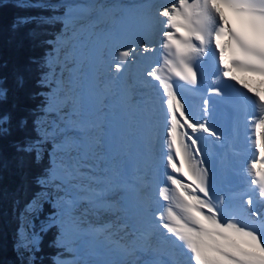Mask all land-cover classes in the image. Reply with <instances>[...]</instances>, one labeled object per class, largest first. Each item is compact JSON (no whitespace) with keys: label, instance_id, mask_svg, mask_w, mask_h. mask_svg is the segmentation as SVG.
Segmentation results:
<instances>
[{"label":"snow or ice","instance_id":"1","mask_svg":"<svg viewBox=\"0 0 264 264\" xmlns=\"http://www.w3.org/2000/svg\"><path fill=\"white\" fill-rule=\"evenodd\" d=\"M221 6L238 16L241 31L226 26ZM65 7L63 16L54 18L64 24V30L56 38L57 48H67L85 27L81 25L77 28L85 19L77 13L85 12L86 8L74 4ZM150 20L158 47L148 44L142 48L131 44L115 46L103 54L102 62L106 64L112 82L122 79L120 74L128 71L139 52L158 54L156 66L147 71V76L158 82L165 97L164 155L165 167L171 170L166 172V186L158 191L163 201L159 215L155 217L158 227L190 253L188 264H264V215L254 210V202L249 198L245 203L251 220L246 221L231 202L210 184L209 169L202 159L203 153L195 134L206 133L215 140H221V136L206 121L201 123L188 115L174 84V80L197 83L193 62L205 57L217 67L222 78L236 81L233 72L237 70L264 77V0H158L150 5ZM224 37L233 53L228 60L224 56L225 46L221 44ZM41 82L48 83L47 73ZM244 87L251 93L246 99L259 110V116L253 120L255 128H264V99H260L259 93L247 85ZM212 92L218 96L223 94L220 88H213ZM57 107L53 98L46 104V111H56ZM204 111H208L207 100L204 101ZM8 119L0 117V124ZM34 124L37 139L25 136L19 151L31 154L39 163L43 158L41 146L50 139L62 137L53 153L57 159L51 161L40 182L67 193L62 202V213L69 224L76 225L75 211L81 198L73 193L87 190L90 184L86 181L98 183L101 180L96 175L98 165L89 163L90 156L100 143L98 139L89 137V130L98 125L87 122L52 127ZM18 126L24 131L27 119L21 118ZM73 130L83 135H73ZM259 156L258 161L253 159L248 166V175L259 197L264 198V143H259ZM257 163L261 165L260 169ZM185 167L187 171L183 170ZM181 176L186 180H182ZM144 182V177L137 174L125 183L128 188L139 192ZM95 206L103 207L104 203L98 200ZM58 240L62 246L70 248L76 237H68L62 232ZM21 246L26 244L22 242ZM145 264L164 262L153 260Z\"/></svg>","mask_w":264,"mask_h":264},{"label":"bare ground","instance_id":"2","mask_svg":"<svg viewBox=\"0 0 264 264\" xmlns=\"http://www.w3.org/2000/svg\"><path fill=\"white\" fill-rule=\"evenodd\" d=\"M142 1H147V2L145 4H142L143 3ZM67 2L69 4L79 5L81 7L86 8L85 12L77 13L78 15H83L85 17V19L81 20L80 23L77 25V28H80L81 25H84L85 27L83 28V30H81L78 33L77 37L72 42L74 44L73 50H72L73 53H68L66 50L64 53L65 55L69 57V60L72 59L73 75L71 77H73V80H72L73 96L76 92V89L81 90L85 82H86V85L84 86L87 87V85H89L90 80H92L91 82L92 86H88V88L89 90L90 89L93 90L96 85L94 82L95 79H96V83H98V85H96L98 89V93H99L98 95H100L98 96V98H96L92 102L94 106V108L92 107V117L93 118L91 119L88 118L89 120L85 119L86 121H80V122H87L88 124L94 123L98 125L101 121L103 123V120L106 116L113 114V113H117L116 111L119 110L120 112L123 113L121 114L122 118H121L120 123L128 124V121L132 123V116L134 114L129 113L130 108L133 105L132 97L136 99H141L142 103H144L147 100V99H144L146 97L145 95H141V92L143 91L146 92L148 89V85H146V83L144 84V81L142 78V75H143L142 67L140 66V64L142 63L141 59H143V57H141L140 62L139 61L137 62V65L132 64L133 66L131 68V71L133 72L132 74L133 83L129 88L128 83H126V81L128 82L127 80L128 71L120 74L122 76V79L119 80L121 81L120 84H118V81L110 82L108 80L110 77V73L107 72L106 64L102 62V56L109 49L115 46L131 44L134 47L139 45L142 48L145 44H148L149 46L156 44L157 37L155 34V29L153 28L151 24V20H150V5L158 2V0H67ZM114 6L116 7L118 6L119 9L114 8ZM105 9H107V11L103 12ZM114 13L116 16L122 17V24L120 26H117L118 25L117 23H115L114 21H111V18H115ZM91 15H93V18L90 20H87ZM109 23H113V24H109ZM152 37H154L153 41H152ZM56 49L61 50V48H56ZM140 54L142 55V51L140 52ZM64 66L61 65L60 68L68 67L66 65ZM82 67H84L83 71L86 74V76L83 75V81H82V75L80 78H77V75L81 73L79 69H81ZM61 70L63 71L62 68ZM99 76L105 77V82H104L105 84H102V81H100ZM60 79L61 80H58L57 83H60V81H62L61 77ZM77 82H79L81 86L74 89V86ZM59 92H60L59 94H61L62 97L59 98L58 95L56 96V94L54 93L51 96V102L53 98L55 99L56 104H62L63 101L65 102L67 101L69 105L72 106L70 110L71 114L74 117H77L78 110L76 109V106L73 103H71L73 99H71L70 101L69 97L67 96V93L65 94V91L62 89V87H61V90H59ZM102 96H105V98L101 99ZM124 97L126 100L124 99ZM108 99H109V102H108ZM181 102L183 103L184 108L187 110L188 115L191 116L193 119L201 123L206 121L208 126L212 128L213 130L216 128L213 122L211 121V119L207 115L201 113L198 106L195 103L185 102L183 100H181ZM253 106L256 108L254 104ZM79 109H80L79 113H82L81 112L82 109L81 108ZM89 112L91 111L89 110ZM59 113L60 112L57 107V110L53 111V114L59 115ZM151 115H154V114H151ZM155 119H156L155 117L150 118L148 120L150 121V123L149 124L145 123L146 130L148 131L147 133H145L146 131L143 130L145 131L144 132L145 136L143 135L145 146H147L150 143L149 140H151V137L154 138V132L152 130L147 129V127L153 124V122H155ZM217 124L220 125L219 120L217 121ZM95 128L97 127L90 128L89 130L90 131L89 137L91 139H96L95 136L91 134L92 133L91 131L94 130ZM129 129L130 127L128 128V130ZM190 131L191 130H189V132ZM246 131H247V128H246ZM247 133H249V131H247ZM79 134L81 136L83 135L82 133H79ZM202 134L206 135V133H199V132L196 133L195 135L198 136ZM118 137H119L120 143H122V146H125V143H123V140H125L124 135L120 134ZM226 141L227 139L223 138L222 136H221V140L219 141L215 140L217 144H222V145H224ZM98 145H99V148H95L94 154L90 156V161L94 164H97L98 165L97 167H100L101 165H103L101 166V169H99L98 172H96V175L101 177L100 182L96 184H98L99 188L103 190V192H101L103 193V195L99 196L98 194L94 192V190H92V187L94 185H90V187L85 191L75 192L73 195H76L81 198L79 205L75 211V217H76L77 222H76V225L67 226V228H69V231H66V236L68 237L75 235L76 237L75 243H82L86 245L85 253L87 256L85 258H77L75 257L73 253L68 252L59 258L58 264H111V262L112 264L113 263L126 264L127 261L125 262L124 259L118 258L119 256L117 257L119 252L125 251L121 254L123 256L125 254L124 257H126L127 256L126 253H130V251H135L138 253V255H141L142 253L143 254L145 253L146 255V251H145L146 247L150 245L149 237L144 238V235H146L147 233H145L144 235H140V231H142V229L138 230L137 227L146 229V232H150L149 231L150 229L155 230L151 223L153 222L152 220H154V218L151 217L152 215L148 217L145 213L136 211L135 208L133 207L129 208L124 205H121L120 206V208L122 209L121 213L123 214V211L125 210H127V213L125 216L123 215L120 220L119 219L117 220V218L115 217L116 212L112 208L113 202H110V199H113V194L116 193L117 195H120V197L122 198L121 200L122 204L132 199L133 201H130L132 204H135L136 207L139 209L143 208L144 207L143 201H139L140 199L139 200L135 199L137 191H134L128 188L125 183L126 180L122 182L121 184L122 186L118 187L116 185L118 180L116 179L119 177L121 179L125 175H128V177H132L134 175L139 174L144 177V181H145L144 184H145L147 182L146 172L148 173L149 172L148 170L151 171V169H156L155 165L156 166L159 165L158 163L159 159L157 158V164L153 165V163H151V160H149V158L143 157V159H140L138 157V159L144 160L145 164L148 165L149 167L146 168L144 166L143 172L135 171V170L132 171L131 169H125V171H123L124 173L121 176L114 179L115 177L111 176V174L115 172L116 170H118L121 166H123V160L122 158H120V155H118V153L114 151L115 147L114 148H112L111 146L109 147L106 143H105V147L100 146V144ZM199 146H200V149L206 153L205 145L200 144ZM240 148L242 150L247 149V146L241 145ZM118 150H123V147H118ZM213 152L217 153L220 151H215L212 148L210 150V153L213 154ZM152 155H153L152 157H154V154ZM156 155H157V150H156ZM237 155H236L237 157L236 165H240L244 157H242L241 153H237ZM212 157L213 159H216L214 158L213 155ZM138 165H139V161H137V163L134 165V168H138ZM211 165H212L211 160H208L206 167L208 166L211 169L213 167ZM239 171H240L241 179L236 180L235 182H240L242 186L240 185L239 187H234L233 185L234 188L232 191H231V188H226L227 190L226 193H229V194L237 193V192L239 193L240 190L244 187L245 176L248 174V171L241 169V168ZM159 172L162 174L161 170ZM149 177H152V175H150ZM232 179L233 177L225 181L230 182L232 181ZM161 183H162V179H161ZM148 185L152 187L154 190H156L158 186L156 183H153L152 181ZM124 187L129 190L128 193H123L122 190ZM157 198L158 196H156V199ZM156 199H154V201H156ZM98 200L103 201L104 203L103 207L95 206ZM230 202L234 209H242V210L245 209V207L244 209L242 207V202L240 200L239 195H237L233 200H230ZM145 203L147 202L145 201ZM151 204L150 206L148 205V207H152V209H154L155 206H153V204L151 206ZM161 205L162 203L158 204L159 210H160ZM261 205L264 206V204L262 203ZM114 206H115V203H114ZM245 212L247 213V211ZM127 224L132 225L133 229L138 230L137 231L139 232L138 238L143 240V245L137 244L135 242H133L132 245H127V243H125L129 241L130 237L132 236L125 229V225ZM161 240H163V238H160L158 240L159 243L161 242ZM102 245L109 250L108 251L101 250L100 246ZM126 251H129V252H126ZM178 253H181V257L178 256ZM172 254H173V257L175 258L174 264H181L182 261L188 264L187 254L190 255V253H187V250L182 249V248L180 250L174 249L172 251ZM184 254H186L187 257L186 256L184 257ZM127 258L128 260L132 261V257L128 256ZM179 258L180 260L182 259L183 260L179 262Z\"/></svg>","mask_w":264,"mask_h":264},{"label":"rangeland","instance_id":"3","mask_svg":"<svg viewBox=\"0 0 264 264\" xmlns=\"http://www.w3.org/2000/svg\"><path fill=\"white\" fill-rule=\"evenodd\" d=\"M68 4L69 3L67 2V0H62L59 3L53 4V9L54 10H55L56 7H62L61 11H59L58 14H57L58 16L56 15L55 17H53V18H51L49 20L40 21V22H43V23L37 22L36 24L33 25V27H31L32 29L30 30V35L32 36V40H36L37 37L40 38V40L36 41L35 43L39 44L41 47H43L44 51L48 50V55L45 54V56H44L45 57V61H46V68H47L45 70V74L46 73L48 74V83L47 84L43 83L44 87H45V90H46L45 91V99H44L45 107H44L42 113L40 112V114L38 113L39 111L37 112L36 108H35V110L31 109L30 111L25 113V118L27 119L26 128L29 130V132L28 133L26 132V134H27L28 137H30L33 140L37 139V132L34 130V127H35L34 122L40 123V124H42L44 126H47V127H52V126H55L57 124L62 126L65 123H70V124L71 123H79L80 121H86L85 119L89 120V119L93 118L92 117V107L94 108V106H93L92 102L96 98H98V96H100V95H98L99 93H98V89H97V86H96V85H98V83H96V79L94 81L96 85H95L93 90L92 89L89 90V88H88V86H92L91 85L92 80L89 79L90 80L89 81V85H87V87L84 86V85H86V82H85V84H83L81 90L80 89L79 90L76 89V92L74 90L75 94L73 96V85H72L73 77H71L73 75V72H72V69H73L72 59L69 60V57L67 55H65L64 53H65V50L68 53H73L72 50H73L74 44L72 43L67 48H63L62 47L61 50H57L56 49L57 48L56 44H55L56 38L64 30V24H63L62 20L54 19V18L62 17L64 12L66 11V7L65 6L68 5ZM114 8L119 9L118 6L117 7L114 6ZM106 11H107V9H105L103 12H106ZM114 17L115 18H111V21H114L115 23L118 24L117 26H120L122 24V17L116 16L115 13H114ZM92 18H93V15H91L87 20H90ZM45 22H48V23H45ZM41 24H44V25L41 26ZM109 24H113V23H109ZM51 31H53V33H51ZM48 33H50V35ZM42 38L45 39L44 43H46V48L41 43V39ZM50 41L52 43H49ZM137 60H138V58H137ZM137 60H135V61H137ZM135 61L132 62L133 65L135 64ZM139 62H140V60H139ZM40 64H41V62H40ZM40 64L37 66L38 68L35 69L34 72H35V78L36 79H40V81H42L44 76H45V74H44V67L42 68V66ZM132 64L129 66V69H128V71L130 70L128 75H127L128 84H129V81L131 79V73L133 74V72L131 71V68L133 66ZM61 65H63V66L66 65L68 67L67 68H64L65 66L61 67L63 69V71H62L61 68H60ZM83 69H84V67L79 69V71H81V73H79L77 75V78H80L81 75H82V81H83V75L86 76V74L84 73ZM61 72H62V74H61ZM60 77L62 78V81H60V83H57L58 80H61ZM99 77H100V81H102V84H105L104 83L105 82V77H103V76L102 77L99 76ZM108 80L110 81V77H109ZM69 81H71V83H69ZM41 84H42V82H41ZM79 86H81V84L79 82H77L75 84V86H74V89L79 87ZM61 87L65 91V94L67 93V96L69 97L70 101H71V99H73L71 101V103H73L76 106V109L78 110L77 111L78 112V116L77 117H74L71 114L70 110H71L72 106L69 105V103L67 101L66 102L63 101L62 104H57L59 112H60L59 115H54L53 111H46V104L51 102V96L54 93L56 94V96L58 95L59 98L62 97V95L59 94L60 93L59 90H61ZM102 98H105V96H102L101 99ZM37 99H38V97H37ZM108 102H109V100H108ZM33 105H37V102L34 103ZM79 108L82 109L81 110L82 113H79L80 112ZM95 108H97V107H95ZM89 110L91 112H89ZM110 115H112V114H110ZM107 119H109V116H106L104 118V120H103V123L101 121L98 124L99 126L91 131L92 132L91 134H93V136H95V138L100 141V143H99L100 146H102V147L104 146L105 147V143H106L109 147L110 146L112 148L115 147L114 151L117 152L118 155H120V158H122V160H123L124 168H123V166H121L118 170L113 172L111 174V176L114 177L119 172H121L123 174L124 173L123 171H125V169H131L132 171L135 170V171H142L143 172V170H144L143 167L144 166L146 168L149 167L148 165L145 164L144 160H140V159H143V157L149 158V160H151V163H153V165L157 164V157L156 156L152 157L153 156L152 153L148 154V149L145 150L147 146L144 145L145 141H144L143 137L145 136V133H147L148 131L145 129V127L142 124L138 123V120L137 121L135 120V126H134L137 129L136 128L135 129L132 128V131H129L130 129L128 130V127H127L126 128L127 132H124L122 130L118 131L116 129V128H118L121 125L120 122L117 123V124L116 123H111V121L109 122L110 119L108 120V122H107ZM108 123H109V125H108ZM106 124H107V126H106ZM118 124H119V126H118ZM153 124H155V122H153ZM153 124H151V125H153ZM123 125H127L128 126V124H123ZM150 126H148L147 129H149V130L156 129V135H158V133L160 131V128H158L157 125H155L154 129L153 128H149ZM144 129H145L146 132L143 131ZM127 133H128V135H126ZM72 134L73 135H80L79 133H76L74 130H73ZM120 134L124 135V137H125V140H123V143H125V146H122V143H120V140H119V137H118ZM202 135H204V134H202ZM202 135H198V136H202ZM61 138H62L61 136H57L56 140H51L50 139V140L46 141L41 146L42 150H43V158L41 160L42 163L40 161L41 165L44 162H46V166L49 168L51 161L57 159V155H54L53 153L56 150L57 141H59ZM117 138H118V141H117ZM118 147H123V150H118ZM96 148H99V145H97ZM205 149H206V146H205ZM151 150H152V148H151ZM150 152H152V151H150ZM155 154H156V150H155ZM215 154L217 155V158L214 159V161L217 163L218 173H221L222 175L216 174V176L214 177V179H215L214 182L218 183L219 186H221V185H223V187L225 186L224 187L225 192H227L226 188H231V191H232L234 187H239L241 184H240V182H235L236 181V179H234L235 178L234 177L235 173H233L234 170H236L235 169L236 167L235 166L232 167V165H231L232 154L231 153L228 154L226 152H223V153L217 152ZM138 157L140 159H138ZM237 157H238V155H237ZM137 161H139L138 168H134V165L137 163ZM89 163H92V162L89 160ZM209 165H210V163H209ZM101 166H103V165H101ZM101 166L97 167L96 172H98V170L101 169ZM158 166L159 165H157V166L155 165L156 169L158 168ZM213 167H215V166H213ZM148 171H149L148 173L146 172V174H147L146 175L147 176L146 177L147 182L141 188L140 192L139 193L137 192L136 197H135V199H137V200L140 199L139 201H143L144 202V204H143L144 207L143 208L139 209V208L136 207L135 204H132L130 202V201H133L132 199H130L126 203L122 204V201H121L122 198L120 197V195H117L116 193L113 194V199H110V202H113L112 203V206H113L112 208L116 212L115 217L117 218V220L118 219L120 220L121 217L123 215L125 216L126 213H127V210L123 211V214L121 213L122 212V209L120 208L121 205H124V206L129 207V208L133 207V208H135V210L139 209L138 211H140L142 213H146V215L148 217L153 215L154 213H156L155 210H149L148 209V210H146V212L144 211L146 208H148V205L150 206L151 203L156 208H158V204L161 203V202H157L156 203L154 201V199H156L157 195H153L154 189H151L152 187H150L148 185L151 182V177H149V176L150 175L153 176L154 171H153V169H151V171L150 170H148ZM118 176H119V174L117 175V177ZM231 177H233L232 181H230V182L225 181V180H227V179H229ZM237 177L240 179V175L239 174H238ZM38 179H33L31 176L28 178V182H31V180H32L31 184H33L36 187H38L39 191L37 193H35L34 197L29 201V203L24 206L23 210L15 216L16 220H17L16 221L17 222V230H16L17 244L20 247V249L25 252L24 254H26V256L28 258V261H30V262H31L30 258L32 256L33 251L35 250V246H36V243H37V237H36L35 230L41 228L45 223H47L48 226L49 225L56 226V228L58 230L57 241L60 244L58 238L61 236V233L63 232L66 235V231H69V228H67V226H71V224H69L67 222V217L62 213V202H63V199L66 198L67 193L63 189H58L57 187H55V186H53L51 184L45 185L44 183L39 182L38 186H37L34 182H36ZM119 179H120V177L117 178L116 180H119ZM85 183L90 184V185H94L92 187V190H94V192L96 194H98L99 196L103 195V193H101V192H103V190H101L99 188V185L96 184L95 182H87L86 181ZM238 183H239V185H238ZM233 185H234V187H233ZM105 187H106V185H105ZM122 191L124 193V188H123ZM125 191H126L125 193H128L129 190L126 189ZM139 196H141V197H139ZM144 196H145V198H144ZM145 201L147 203H145ZM114 203H115V206H114ZM46 204L52 209V213L51 214H46L44 212V206ZM152 204H151V206H152ZM159 211L160 210L157 209V213H156L157 216L159 215ZM43 215H44V217H46L49 220V222L45 221V218L42 217ZM153 218H154V216H153ZM139 223H141V222H139ZM158 224H159V222H158ZM40 225H41V227H40ZM132 227L133 226L130 225V224L125 225V229H126L127 232H129V230ZM150 230H152V229H150ZM162 230L163 229H158L155 232V234L152 233L153 235L149 239L150 240H154L155 239V235L160 236L161 233L164 231V230L163 231ZM142 232L148 233V232H146V229H142ZM164 233H166V232L164 231ZM138 237H137V240L138 239L141 240ZM22 242L26 244L25 247L21 246ZM85 246L86 245L82 244V243H75V244H72L70 246V248L64 247L63 252H61L60 254L55 256V258L53 259V263L54 264H58L59 258L62 257L64 254L68 253V252L73 253L75 255V257H77V258H85L87 256L86 253H85ZM100 249L101 250H106V251L109 250L106 247H104L103 245L100 246ZM180 249H178V250H180ZM123 252H125V251H123ZM123 252H119L117 257L119 256L118 258L124 259L125 262L127 261L126 264H143V262H142L143 261V257L146 256L143 253L141 255H138L137 252L130 251V253H126L127 256L124 257L125 254H124V256L121 255ZM126 252H129V251H126ZM187 255L190 256L189 254H187ZM187 255L184 254V257L185 256L187 257ZM128 256L132 257V261L128 260V258H127ZM159 259H160V257H159ZM29 264H31V263H29ZM111 264H112V262H111ZM113 264H115V263H113Z\"/></svg>","mask_w":264,"mask_h":264},{"label":"trees","instance_id":"4","mask_svg":"<svg viewBox=\"0 0 264 264\" xmlns=\"http://www.w3.org/2000/svg\"><path fill=\"white\" fill-rule=\"evenodd\" d=\"M60 1L0 0V117L9 118L0 124V264H54L55 256L64 250L57 241L56 226L45 223L35 230L37 243L31 262L28 261L17 244L15 217L39 191L28 178H39L34 182L38 186L48 169L46 162L41 165L31 154L19 151V145L29 132L27 128L21 131L20 119L31 109L36 108L40 114L45 107L46 90L40 79L35 78L34 70L41 62L45 74L44 56L48 55V50L44 51L35 43L40 38L32 40L30 30L37 22L55 17L62 7L54 10L53 4ZM44 40L42 38L41 43L46 48ZM36 102L37 105H33ZM44 212L51 214L52 209L46 204Z\"/></svg>","mask_w":264,"mask_h":264},{"label":"clouds","instance_id":"5","mask_svg":"<svg viewBox=\"0 0 264 264\" xmlns=\"http://www.w3.org/2000/svg\"><path fill=\"white\" fill-rule=\"evenodd\" d=\"M57 8V7H56Z\"/></svg>","mask_w":264,"mask_h":264}]
</instances>
